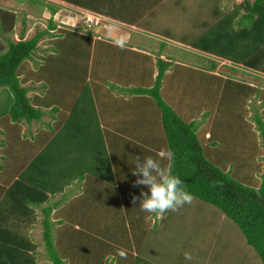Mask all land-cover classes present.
I'll return each instance as SVG.
<instances>
[{
    "label": "trees",
    "instance_id": "1",
    "mask_svg": "<svg viewBox=\"0 0 264 264\" xmlns=\"http://www.w3.org/2000/svg\"><path fill=\"white\" fill-rule=\"evenodd\" d=\"M21 1L43 6L51 15L46 28L26 39L21 30L19 39L14 41L11 35L18 15L0 6V120L15 123L39 121L45 115V108L54 112L71 109V112L69 120L60 127V134L54 136L52 142L37 152L31 161L24 160L17 143L13 146L12 141L8 143L11 152L5 154V149L3 151L1 160L20 173L9 186L0 183V264H38L36 249L39 244L28 234V228L36 221L42 226L44 247L52 264H103L104 258L105 264H137L148 228L152 219L157 217L141 212L139 200L133 199L140 196L141 190L150 194L145 186H134L137 177L132 173L133 162L136 156L159 159L157 154L166 150H171L174 156L161 163L182 180L193 195V201L217 208L235 223L246 244L264 264V165L259 182L255 171L261 169V165L254 157L261 152L264 161L262 115L255 113L253 117L261 143H257L258 136L251 122L245 121L244 130L241 127L236 134L239 140L231 141L239 145L233 143L231 147L229 138L220 137V141L216 136L215 122L211 129L207 126L200 129L207 122L205 113L197 120L195 115L200 112L194 107L196 114L184 120L185 113L177 110L173 103L169 104L171 99L165 100L167 96L162 94H166V90L161 92V88L169 63L159 60L154 84L131 91L135 95L147 94L150 100L144 101L138 110L137 128L132 130L134 139L125 130L110 128L112 125L108 121L104 120L101 127L97 117L94 124L83 126L81 117L84 116L80 112L86 115L97 113L94 97L98 94L89 86V82L95 84L93 80L89 81L94 75L93 43L95 28L108 19L94 13L105 12L95 9L98 6H94L95 0H64L91 11L89 13L101 21L90 25L79 21L84 26L80 28L77 24L73 27L62 22L63 26H58L54 15L59 12L58 16L62 18L67 13L57 2ZM158 3L159 0L148 3L136 0V7H133L128 6V0H119L116 9L129 13L127 17L118 15L113 18L133 22L134 13H144L146 6L153 7ZM78 16L83 18L81 13ZM214 19V24L206 32L191 39L193 49L244 66L264 77V0H244L233 4L231 9L216 7ZM46 37L50 45L40 48L39 41ZM200 57V60H207L201 65L202 70L216 69V60ZM30 60L34 61L32 66ZM37 82L41 84L42 92L39 96H28L30 85L25 84ZM227 82L242 100L239 111L243 115L246 99L254 95L255 99L261 100L264 114V89L243 81ZM219 87L225 93L220 83ZM148 104L157 106L159 113L157 111L153 120L146 122ZM122 108L120 105L121 111ZM155 124L161 133H157L153 127ZM205 132H209L208 137L204 136ZM2 133L8 132L1 128ZM63 134L67 135L68 141L61 144L58 141L64 138ZM95 135H98L97 143ZM8 136L11 138L12 135ZM14 137L21 142V136ZM77 188L79 192H76ZM72 191L74 196H71ZM116 229L129 231V235L122 241L116 235ZM117 247L127 250V259L116 255ZM109 257L111 260L108 261ZM142 260V264L149 263L144 258Z\"/></svg>",
    "mask_w": 264,
    "mask_h": 264
},
{
    "label": "rangeland",
    "instance_id": "2",
    "mask_svg": "<svg viewBox=\"0 0 264 264\" xmlns=\"http://www.w3.org/2000/svg\"><path fill=\"white\" fill-rule=\"evenodd\" d=\"M45 1L47 2L48 0ZM238 1L169 0L159 9L158 16L160 18L152 22L156 23L152 26L156 31L155 34H147L151 37H145V35L137 36L140 43L136 44V47L145 51L148 50L149 44L154 42L172 49L169 50V53L175 54V58L171 59L172 64L169 67L170 69L175 68L176 74L167 77L161 89V92H164L166 88V94H162V96H167L165 100L171 99L170 101L168 100L169 104L173 103V106L177 110L180 109L183 114L185 113V118L183 116L184 120H188L192 115L196 114V109L199 111L203 110L202 113L195 115L197 120L200 119L203 113L206 115L207 122L201 125L200 129H204L205 126H207V129H211V126L215 122L216 136L220 141V137L223 139L229 138L231 147H233V143H238L231 141L233 139L239 140L236 134L242 126L246 125L245 121L251 122V127L254 130H258V125L254 122L253 117L256 114L262 115L261 118L263 120L264 114L261 112L263 109L261 100L255 99L254 95L245 101V117L242 121L240 118H242L243 114L241 110L239 111L242 100L232 91V84H229L227 81H243L247 85L264 89V77L257 72H254V74L248 72L244 66L217 57L214 59L217 62L215 73H212L210 68L202 70L203 67L201 65H204L207 60H200V56L192 53L194 49L191 46V39L195 33H193V29L205 20L203 17H209V15L213 14L214 10L216 11V7L217 9H223V6H227L230 9L234 2ZM0 6L13 10L18 15L17 23L11 35L14 41L19 39L21 30H23L25 38H29L35 32L46 28L48 25L49 15L45 13L43 6L41 7L38 4H30L28 1L21 0H0ZM61 8L63 9L64 7L61 6ZM85 12H80L83 15L82 19L80 16H75L73 19V16H69L71 14L59 18L60 15L57 16L56 13L54 17L58 26H63L62 22L66 23L65 25L69 24V26L72 25L73 27L77 24V27L80 28L81 26L84 27L79 21H85L87 15ZM75 14L77 15V12ZM22 20L24 24H22ZM106 25L107 22L100 27L105 28ZM164 28L169 32H166ZM97 30L95 29V33L98 32ZM99 30L101 33L106 34L101 28ZM152 37L157 39H153ZM128 44L132 45L134 42H128ZM49 45L47 37L39 41L40 48H47ZM152 50L154 51L155 49ZM152 50H148L147 52L152 53ZM39 53L42 54L41 51ZM29 63L31 64V62ZM133 66L131 64L127 68L131 72L127 76L128 79H136L134 84L131 83L133 85H119L118 81L117 83L108 81L107 84L114 91L119 90L127 93L136 90V88H147L150 86L147 84L149 81L148 70L140 66L137 69H133ZM219 83L222 88H225V93L221 92ZM167 90L169 91L167 92ZM242 97L243 95H241ZM137 103L135 107L127 105L129 115H132L134 108H137L136 111L141 110V106ZM114 108H117V106L114 105ZM23 126V139L26 145L29 148H34L35 137L32 138L25 134L26 126ZM33 127H30L31 129L28 130L34 131ZM242 128L244 130V127ZM2 135L5 137L4 140L0 138V146L4 147L6 154L10 149V143L8 144L7 142L12 141V145L14 146L17 141L16 139L9 141L7 139L6 141L7 135L4 133ZM17 136L22 135H15V137ZM16 146L19 148L21 144H17ZM236 153L235 155H237ZM221 214V211L217 208L195 200L191 204H184L178 211H169L162 218L152 219L146 240L141 245L142 251L141 254H138L137 264H142L143 258L149 262L148 264H263L258 254L246 244L244 235L238 226L226 218L224 214ZM101 220L103 223L104 221L106 222L104 219ZM28 229V234L39 244L36 249L37 263L52 264L47 258L44 247L45 242H43L42 238V226L39 221H36ZM186 251L192 254V261L184 259ZM109 260L111 259L109 258Z\"/></svg>",
    "mask_w": 264,
    "mask_h": 264
},
{
    "label": "crops",
    "instance_id": "3",
    "mask_svg": "<svg viewBox=\"0 0 264 264\" xmlns=\"http://www.w3.org/2000/svg\"><path fill=\"white\" fill-rule=\"evenodd\" d=\"M51 1L57 2L58 4L60 3L59 4L60 7L61 6L64 7L62 10L67 13L66 16L71 14L69 16H73V19L75 18V16H78L81 11H86L85 13L91 12L84 8H81L80 6L67 3L64 0H51ZM128 1H129L128 6L133 5V7H136V0H128ZM130 1L132 2V4H130ZM145 1L146 3L150 2V0H145ZM168 1L169 0H159L158 5H155L153 7L146 6L147 9L144 13H141V14L140 12L134 13L136 15L134 17L135 21L127 22L126 20L128 19H124L125 21H121L119 19L113 18V16L117 17L118 15H123L127 17L129 13L125 10L118 11L116 9V7H118L119 0H95L94 6L98 5L97 7L95 6V9L96 10L101 9V12H105V13L104 14L94 13V14L107 18L108 20H107V25L105 26V28H102V27L95 28V29H98L97 30L98 32L95 33L96 36L94 38L93 52H92V60H93L92 67L94 65V69H92V71L94 72V75H91V78L89 79V81L93 80L95 84L92 85L91 82H89V86H91V88H95L93 89V91L97 92L98 94V97H94V100H95L94 106H96L97 113H95V115H92V114L86 115L85 112L83 113L80 112L82 116H84L83 119L81 117V122L83 123V126L88 123H91L92 125V123L94 124L95 121L99 119L98 122L101 123V127H102L103 126L102 124H104V120H105V121H108L112 125L110 128L125 130L126 134L130 135L131 139H134L133 138L134 134L132 130L137 128L136 120H137V114L139 115V111L135 113V108H134L132 115H129L128 110H127V105L134 106L138 101L139 105L141 106L144 101L150 102L149 97L147 96V94L138 96V95H135L133 92L127 93L125 91L122 92L119 90L114 91L112 87L107 84V82L110 81L111 83L112 82L117 83L118 81L119 85L121 84L130 85L131 83L134 84V81L136 79L130 80L127 77L131 73L130 70L127 68L129 65L131 66L132 64L134 65L132 67L133 69H137L140 66L141 68L145 67L148 70L149 81L147 84L150 85L148 87H151L154 84L157 73H158L159 60L169 63L167 69L164 72L162 86L164 85V82L166 81L168 76H173L176 74V69L175 68L170 69L169 67L171 66L170 64H172L171 59L175 58V54L173 55V53H169V50H172V49H169L168 46L158 44L157 42L151 43L148 46V50L155 49L154 51L152 50L153 51L152 53L147 52L148 50L145 51L143 49H140L139 47H136V44L140 43V40L137 38V36L145 35V37H151V36H148L147 34H153V33L155 34L156 31L155 29L152 28V26L153 24H156V23H152V22L160 18V16H158L159 9ZM243 1L244 0H239L238 2H234V4H239ZM251 1L253 2L254 0H251ZM232 7L233 6H231V8ZM44 10L46 14H48L49 16L51 15V12L49 10L47 9H44ZM76 12H77V15L75 14ZM215 12L216 11L214 10L213 14L209 15V17H203V19L205 20H203V22L200 23V25H198L196 28L193 29V33L194 32L195 33H194V36H192V40L194 39L195 36L197 37L201 35L202 33L206 32L208 28L214 24ZM58 15H59V12H57V16ZM130 18H132L131 15H130ZM206 21H208V23H206ZM112 26H115V28L117 29V34L126 35L128 38V42H134V44L129 45L127 42L126 47L122 50L121 48L114 46L113 43L107 41L106 40L107 29ZM100 28L102 29V31H105L106 34L101 33L99 30ZM166 32H169V31H166ZM152 38L157 39L154 37ZM156 41H161V40H156ZM173 41L177 42L176 40H173ZM192 53H195V55L197 56L207 57V59L214 60L216 58V56L214 55H210L206 53L202 54L203 52H201V50L199 49L197 50L194 49V52L192 50ZM149 56L152 58H150ZM137 60H140V61H137ZM223 60H226V59H223ZM29 62H31V64L29 63L31 66L34 64L33 60H30ZM169 69L173 71H170ZM215 70L216 69H212L211 72L213 73ZM247 71L254 74L253 70H247ZM25 85H30V89L27 92L28 96H36V95L39 96L40 93L42 92V86L39 82L26 83ZM124 102H126V104H124ZM151 103L153 102L151 101ZM114 105H116L117 108H114ZM120 105H122L123 107L122 111L120 110ZM108 108H110V112L107 111ZM146 108L148 109V111L146 112L149 113V116L146 118V122L149 121V119L152 121L153 118L156 116L155 113L157 111L159 113V109L157 108V106H154L153 104H148ZM104 111H107L108 115L105 114ZM44 112H45V115L42 116L39 121L33 120L30 123H27L24 120L18 123H15V122H12L6 119L0 120V129L2 128L6 132H8L6 135L9 140L13 139L12 138L13 135H17V134L22 135L21 142L19 143L15 142V143L21 144V146L19 147L20 148L19 150L22 151L21 155L23 156L24 160L27 159L28 161H31L37 152H39L46 144H49L52 142L54 136L60 134L61 132L60 127L61 126L63 127L64 126L63 123H66L69 120L68 118H69L71 109L70 110L69 109H59L54 112V111H51L50 108L48 109L45 108ZM199 112L202 113L203 110H200ZM23 125L26 126L25 134H27L28 136L32 138L35 137L34 138L35 143L33 144L35 145L34 148H31V147L29 148L23 139V135H24L23 134L24 132L22 131V128H24ZM33 125H35V127H33ZM30 127H33L35 130L34 131L28 130V129H31ZM153 127L157 130V133L158 132L161 133L158 130V127L156 124ZM256 133L258 136L256 137L257 143H261V137L259 136L258 131H256ZM102 134L104 135V132H102ZM8 135L10 136L12 135L11 138ZM0 136H1L0 138L4 139V136L2 134H0ZM204 136L208 137L209 132H205ZM63 137L64 138L61 139V141H58L61 144L68 141L66 134L65 135L63 134ZM152 137L155 138L153 135ZM96 138H98V135L97 136L95 135V139H94L95 143L99 141V139H96ZM68 147H70V145ZM1 148H0V183L6 184L5 186H9L15 179H17L20 171L19 170L13 171L9 167V164L1 160L4 147L2 149ZM254 157H255V162L261 165V169L259 170L256 169L255 171V176L258 177L259 182H261L260 175L263 171V165H264V161L262 158L263 154L260 152L256 154ZM76 192H79L78 188ZM109 193H112V192L109 191ZM74 195L75 193L72 191L71 196H74ZM128 233L129 231H126V230H117L116 235H118V238L123 241V238H126L129 235ZM105 262L106 261L104 258L103 264H105Z\"/></svg>",
    "mask_w": 264,
    "mask_h": 264
},
{
    "label": "clouds",
    "instance_id": "4",
    "mask_svg": "<svg viewBox=\"0 0 264 264\" xmlns=\"http://www.w3.org/2000/svg\"><path fill=\"white\" fill-rule=\"evenodd\" d=\"M106 40L122 50L128 42L126 35L117 34L115 26L107 29ZM246 70L250 69L246 68ZM157 155L159 159L151 156L144 158L136 156L133 162L135 167L132 169L133 175L137 177L134 186H145L150 190V194L149 191L141 190L140 196L133 199L139 200L141 212L162 218L166 212H175L183 207L184 204H191L194 197L184 187L182 180L172 173L170 167L161 163L164 159H172L174 153L171 150H166ZM257 195H260L259 189H257ZM116 255L121 259H127L128 252L126 249L117 247ZM184 259L192 261L193 256L186 251Z\"/></svg>",
    "mask_w": 264,
    "mask_h": 264
},
{
    "label": "built area",
    "instance_id": "5",
    "mask_svg": "<svg viewBox=\"0 0 264 264\" xmlns=\"http://www.w3.org/2000/svg\"><path fill=\"white\" fill-rule=\"evenodd\" d=\"M86 14L87 15H86L85 21H86V23L88 25H90V24H98L101 21V20L99 21V19H100L99 17H97V16H95L93 14H90V13H86Z\"/></svg>",
    "mask_w": 264,
    "mask_h": 264
}]
</instances>
